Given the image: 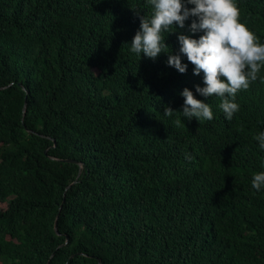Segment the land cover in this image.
Instances as JSON below:
<instances>
[{
  "label": "trees",
  "instance_id": "obj_1",
  "mask_svg": "<svg viewBox=\"0 0 264 264\" xmlns=\"http://www.w3.org/2000/svg\"><path fill=\"white\" fill-rule=\"evenodd\" d=\"M0 264H264V0H0Z\"/></svg>",
  "mask_w": 264,
  "mask_h": 264
},
{
  "label": "water",
  "instance_id": "obj_2",
  "mask_svg": "<svg viewBox=\"0 0 264 264\" xmlns=\"http://www.w3.org/2000/svg\"><path fill=\"white\" fill-rule=\"evenodd\" d=\"M55 228H56V230L58 229V227H57V223L55 224Z\"/></svg>",
  "mask_w": 264,
  "mask_h": 264
}]
</instances>
